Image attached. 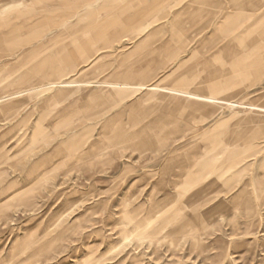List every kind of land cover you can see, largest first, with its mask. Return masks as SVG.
I'll return each mask as SVG.
<instances>
[{"label":"rangeland","instance_id":"rangeland-1","mask_svg":"<svg viewBox=\"0 0 264 264\" xmlns=\"http://www.w3.org/2000/svg\"><path fill=\"white\" fill-rule=\"evenodd\" d=\"M72 1L78 8L71 10L77 9L82 14L81 22L72 26L61 23L50 30L49 32L57 30L59 35L48 42V49L34 59L24 57V52L30 46L33 47L29 44L32 41V30L28 25L36 19H45L54 12L58 15H52L53 20H60L62 15L58 9L64 10L63 6L61 3L56 6L37 5L34 0L0 2V19H7V22L2 20L4 24H1L0 31H7V27L11 25L18 26L17 34L21 39L18 37L15 41H3L0 47L1 95L28 87L23 81L10 85L8 82L24 71L36 73L37 63L49 57L51 61L48 65L57 68L56 73L61 72V80L66 81H79L87 77H92L93 80L124 81L130 79V75L149 72L152 73L150 83L174 85L179 78L192 76L197 82L192 86L201 88L214 73L224 74L218 76L217 81L231 73H261L255 79L245 80L232 98L264 104V44L260 45L261 41L257 38H235L236 35L247 32L261 34L264 27L260 24L259 28H250L253 18L250 21L243 20L244 13L250 11L241 8L238 14L231 8L245 4V0H209V7L203 6L207 8V12L202 15L177 13L180 9L176 7L166 9L167 12L150 9L152 4L171 0ZM174 1L183 3L185 0ZM212 2L216 5H211ZM90 11H97L93 18ZM141 11V14L145 11L146 14L155 12L144 28L137 26L149 19L148 16L143 14L141 18L131 22L126 16H133ZM262 12L264 5L254 13L258 15ZM17 15L21 16L17 18ZM229 15H236V20L232 17L238 24L236 29H227L226 20ZM196 17L200 21L196 22ZM53 22H43V25L46 28L49 23L55 24ZM110 23L111 37H120L101 49L96 63H84L83 66V63L76 64L81 59L72 62L58 61L63 57V52L57 49L72 37L76 38L84 33L91 35L95 27ZM176 24L185 26V33L192 35L185 46L180 43ZM125 26H130L132 30L124 31ZM82 41L84 40L76 42ZM90 41L97 47L106 44L99 39ZM207 41H213L215 45L212 46ZM253 45L257 48L254 49ZM224 46L226 48L222 50ZM236 47L240 52L234 57L232 50ZM191 56L196 58L188 61ZM208 59L210 62L207 64ZM163 60L168 61L163 63ZM95 64L101 66L96 68L98 66ZM49 72L52 73V70ZM2 83H6V91L2 90ZM68 86L75 91L69 92L55 103L47 100L52 92L42 93L41 96L37 95L22 103L11 115H0V149L9 158L2 164L6 173L0 176V264H264V137L257 139L261 142V146L255 148L257 151L253 149L240 155L239 151L231 149L224 154L225 157L229 156L227 161L223 157L225 160L222 165L226 169L225 176L230 181L222 184L218 192L227 202L226 207L219 208L222 216L215 214L204 217V213L217 203V199L211 197L212 193L210 196L208 193L204 194L197 204L185 206L174 215L186 200L176 198L173 200L175 205L172 202L168 206L166 215L163 213L146 229L159 227L165 218L169 219L157 234L138 239L133 232L135 222L143 224L146 221L144 214L154 200L169 195L176 197L178 194L179 185L174 183L183 180L185 174L177 171L179 162L170 160L172 156L188 155L194 147L205 149V144H210L207 139L211 136L216 134L217 138H226L233 130L239 131L244 127L260 128L262 136L264 115L247 111L237 114L239 111L231 105L216 109L211 114L207 111L195 126L187 127L183 119L169 123L172 112L177 107L172 102H140L141 94L133 93L125 97L117 96L112 101L108 99V103L101 101L105 98V90L97 92L101 99L92 100L91 94L95 92L93 88L78 90L76 82L69 83ZM244 115L256 116L259 120L239 123ZM39 123L45 128L47 135L38 145L27 149L34 127ZM165 123L167 130H172L173 134L155 149L119 145L106 147L107 137L112 135L116 124L133 132L141 130L142 136L146 137L157 134L158 128ZM206 132L209 133L205 135ZM71 135L74 137L69 140ZM240 135L246 137L245 134ZM94 142L99 145H91L89 148V144ZM80 145L81 148L77 150L76 146ZM87 147V157L81 165H68L71 155L84 151ZM95 150L97 155L95 153L92 157ZM48 153L53 155V166L65 159L67 164L63 162L61 167L55 168L46 178H34L35 185L33 182L22 181L29 170V164ZM57 153L59 155L56 157ZM60 155L64 157L60 158ZM245 155L249 156L240 158ZM199 161L200 158L195 162ZM150 172L158 174L153 178L146 177L145 174ZM161 175L162 187L156 189L152 182L160 179ZM38 179L42 181H37ZM11 181H16L17 184L12 186ZM242 187L247 189V195L233 198ZM131 193L134 197L130 199ZM153 193L155 198L151 200L150 194ZM248 202H252V207ZM125 209L131 211L132 220H127L126 214L122 215ZM170 214L173 215L170 217ZM194 215L201 216V220L209 223L205 230H195L196 222L190 219ZM186 218L188 219L185 221ZM180 226L185 229L183 227L179 235L177 231ZM196 231L205 232L200 236V245L193 243Z\"/></svg>","mask_w":264,"mask_h":264},{"label":"bare ground","instance_id":"bare-ground-1","mask_svg":"<svg viewBox=\"0 0 264 264\" xmlns=\"http://www.w3.org/2000/svg\"><path fill=\"white\" fill-rule=\"evenodd\" d=\"M2 1L3 0H0V2H2ZM34 1L36 2L35 4H37V5L38 4L39 5L51 4V5L56 6L57 4L61 3V5L63 6L62 8L64 10H62L61 8L58 9L62 15V18L58 21L53 20V18L51 17L52 15L57 14V12L56 13L54 12V14H52L51 16L47 15L49 18L47 17L45 19H36V20L33 19L34 21H32L28 25V28L32 30V33H31L32 39L30 38V40H32V41L29 44H32L33 47L30 46V48L28 50H26V52H24L25 53L24 57H26V58L29 57V59H31V58L34 59L38 54L46 51L48 49L47 43L50 41H53L55 39V37L59 35L57 30L54 32H49L50 30L57 28L61 23H63V24L67 23L68 26L69 25L72 26L73 24H75L77 22H81V20L83 18L82 14L78 13L77 9H76V11L71 10L74 7L78 8L77 4L73 3L72 0L71 1L70 0H63V2H58L57 0H34ZM11 2H12V0H11ZM244 2H245V4L243 3V5L232 6L231 8L234 11H236L238 14H240L239 10L241 8H245V9H248V11H250V12H245L243 15V20H245V21H250L253 18V21L251 22L253 26L250 25V28L256 29V28H259L260 24L264 25V12L259 13L258 15H256L254 13V12H256L262 8V6L264 5V0H245ZM209 4H210L209 0H185L183 3H178L174 0H171V1H167L165 3L152 4L150 9L156 8L155 11H157V12L159 10L167 12L168 9L172 10L171 8L176 7V8L180 9V11H177V13L187 12L190 14L202 15V14L207 12V8H204L203 6L207 5L209 7ZM211 5L215 6L216 4H214L212 2ZM0 6H2V5H0ZM101 7H104V5ZM80 8H81V6H80ZM32 11L33 10H31V12ZM55 11H57V10H55ZM28 12H30V11H28ZM96 12L93 13L90 11L89 14L92 17V16H94V14ZM123 13L125 14V12H123ZM141 13H142V11L136 12V14L133 16H129L126 14L125 15L127 16V20H129L130 22L135 21L138 18H141L143 16V14L148 16L149 19H146L143 23H141V25L137 26V27L142 26V28H144V27H146L147 23L148 24L150 23L148 21L153 16L152 14L153 13L155 14V12H153L151 14H149V13L146 14L147 11H145L143 14H141ZM27 14H29V13H27ZM234 14H236V13H234ZM21 15H23V14H21ZM21 15H17L18 17L17 16L16 17L19 18V16H21ZM235 16L236 15H234V17ZM232 17H233V15H229L227 20H226L228 30L236 29L238 26L237 22L235 21L237 18L235 17V20H234V19H232ZM17 18H15V19H17ZM115 18H117L116 15H115ZM2 20L7 22L6 18L0 19V27L2 26L1 24L3 23ZM9 20H11V19H9ZM195 20H196V22L200 21V19H198L197 17L195 18ZM49 21L50 22L54 21L55 24L52 25V23H51V25H52L51 26L49 23V25H47V27L45 28V26L43 25L44 24L43 22H49ZM114 21H116V19H114ZM11 22H13V21H11ZM120 22H121V20L119 19V23ZM107 23H109V22H106V24ZM119 23H117V24L119 25ZM110 25H111V23L108 25L102 24L100 26L95 27L93 29L94 31H91V35H88V33H84V34L79 35L76 38L72 37L69 42L63 44L61 47H59V49H57V51L63 52V57L59 58L58 61L65 60L68 62H72L74 60L81 59L78 62L76 61V64L80 65L83 63V66H84V63H87V64L96 63L98 61V56H99V52L101 51V49L106 48L107 43H110L113 39H116V37H120V36H112L111 37L109 31L112 29V26H110ZM124 25H126V24H124ZM176 25H177V34L181 40L180 43H181V45L185 46L190 41L189 39L192 38V35L189 36L188 34L185 33L186 27L183 26L182 24H176ZM121 26H123V25H121ZM129 27L130 26H125L124 31L131 29V27L130 28ZM17 28H19V27L11 25V26L7 27V31H4V32L0 31V47H1L3 41H11V40L13 41L14 39L19 37V35L17 34ZM260 33L261 34L253 35L251 32H247V33L236 35L235 38L237 40L238 39L251 40V39L257 38L261 41L260 45L261 44L263 45L264 44V27H262V31ZM47 35H49V36H47ZM19 39H20V37H19ZM44 39H46V40H44ZM81 39H83L84 41L76 42L77 40H81ZM91 39L103 40L106 44L104 46L97 47L94 45V43L92 41H90ZM16 42H18V41H16ZM26 42L27 41L25 40L24 43L26 44ZM207 43H210L212 46L215 45V42H213V41L212 42L207 41ZM253 46H254V49L257 48L255 45H253ZM170 48H171V46H170ZM225 48H226V46H224L222 50H224ZM158 49H160V48H158ZM154 51L156 52V50H154ZM154 51H152V53ZM238 52H240V49L238 50L237 47L235 49H233L232 50L233 56L234 57L237 56ZM159 54H161V53H159ZM217 56H218V54H217ZM242 56H245V55H242ZM194 58H196V56H191L188 61H191ZM29 59L27 61H29ZM50 61H51V59L49 57H46V59L44 58L42 61H39L37 63L38 67L36 68V71H37L36 73H29V71H24L22 73H19V75H17L10 82H8V85H10L11 83L23 81L28 85V87L21 89V90H16V91H8L7 94H5V95L0 94V115H11L13 112L17 111L16 109L22 103H24V102L32 99L33 97H36L37 95H40L42 93L52 92V93H50V95H48L47 100L51 103L52 102L55 103L56 100H58L60 98H64L69 92L75 91L73 88L68 86V84L72 83V82L77 83L78 90L82 89V88H93V90H95V92H93L91 94L92 100L100 98L99 94L97 93L98 91L100 93V91L105 90L106 91L105 98L103 97L104 98V99L102 98L103 100L100 98L102 102L104 100L108 102V99H111V101H112V98H116L117 96L125 97V96H128V95L133 94V93H140L141 94L140 95V102H148V101H150L151 103H152V101H154L155 103L172 102L175 105H177V107L172 112L173 113L172 119H171L172 121L170 120L169 123L175 122V120H179V119L182 120L183 119V120H185L187 127L195 126L196 123H198L200 121V119H202L204 117V115L207 111H210V114H211L216 109H220V108L223 109L225 107H230L231 105L235 106V109L237 111H239L237 114L247 111V112H256L257 114L264 115V104H258L255 102L237 101V99L234 100L232 98L233 94L239 90V88H240L239 86L245 80L255 79V78L259 77L261 73H237V74L231 73L230 75L228 74L229 76L224 77L221 81H217L216 79L218 76H223L224 74L223 73H214L206 79L205 85L201 88L192 86V84L197 83V82H195V77H192V76L190 78L181 77L177 80V83L174 85H170V83L160 84L161 82L160 83H157V82L156 83H150L149 79H150L152 73H149V72H146V73L141 72V73H138L136 76L130 75L132 73L131 72L129 74L130 79L127 78V80L125 79L124 81H113V80H108V79L93 80L92 77H87V78L79 80V81H77V80L76 81H66V80H61V77H62V74L60 75L61 72L56 73L57 68H55L52 65H48V62H50ZM167 61L168 60H163L162 62L165 63ZM209 62H210V59H208L206 61L207 64ZM95 65H97V64H95ZM99 66H101V65L99 64ZM99 66L96 68H99ZM62 68H63V66H62ZM49 70H52V73L49 72ZM89 71H91V70H89ZM127 73L128 72H126V74H125L126 76H127ZM168 76H169V74H168ZM165 81H166V79H165ZM3 84L4 83H2V90L6 91L7 85H6V83L4 85ZM94 105H96V104H94ZM97 105H99V104H97ZM90 106H92V105L90 104ZM92 107L94 108V106H92ZM67 109H69V108H67ZM233 115H235V114H233ZM233 115H232V117H233ZM244 116L245 117H242L240 119L239 123H246V122H250L253 120H256V121L259 120V117H256V116L255 117H250V116L247 117L246 115H244ZM27 117H29V116H27ZM29 118H27V119H29ZM119 120H121V119H119ZM23 121H25V120L23 119ZM117 124L115 125V128L111 132L112 135L107 137L106 147L109 146L108 148L114 147L115 145H119V146H137L139 148L155 149L159 145H162L166 141L168 136L173 134L172 130H167L166 123L158 128L157 134L149 135L146 137L142 136V133L140 132L141 130H138L135 132L131 131L130 129L125 130L124 128H121L119 125L117 126ZM173 127H175V126H173ZM252 128L246 129L244 127V129L239 130V131L233 130L232 134H230L226 138H222V139L217 138V135L215 134V136H211L210 139L208 138L209 140L207 139V142H209L210 144L209 145L205 144L206 145V148L204 147L205 149H202L200 147H194L190 151V153H188V155L180 156L178 154L179 156H172L170 158V160H176L179 162V164L177 166V171L185 174V176L183 177V180H180L179 182L174 181L175 183L173 182L177 186L179 185V188L177 190L178 194L176 195V197L169 195V196H166V197L161 198L159 200H154L151 203L150 208H148L149 210H146L147 212H146V214H144V216L146 217L145 218L146 221L143 224H142V222L141 223L135 222L133 224V232L136 236H138V239H143L145 237H148L150 235H155L158 233L160 227H163V225L166 224L165 222H168L169 219L165 218L159 227L151 228L150 230H146V229H149L151 227L150 225L153 224V221L156 218L158 219V217L162 216L163 213H164V215H166L165 212H167V210L169 209L168 206L171 205L173 200L176 198H186V200H185V203L178 210L176 209L177 211L175 210L176 212H174V215H177V213L180 212V210L182 208H184L185 206H191V205H194L195 203L197 204V202L200 201L199 199H201L202 196H204V194L208 193V195L210 196V193H212L211 197L217 199V203L209 211H206L204 213V215H205L204 217L207 218V216H213L215 214H217V216H219V217L222 216V211H220L219 208L226 207L227 202H225V199L223 197H220L218 195V192H219V188L222 184L229 183V181H230V179H228V177L225 176L226 169L222 165L224 160L226 158H229V156L226 155L227 157H225L224 154L231 149L235 150V151H239L240 155L247 152V151H250V150L253 151V149H255V148L257 149L259 147V145L261 144V142L257 141V139H259L260 137L261 138L264 137V134L262 136H260V134L262 133L260 128L258 129L257 127H255L257 129L253 128V130H252ZM251 130L253 132H251L250 135H247L248 132ZM207 133H209V132H206V134L205 133H203V134L207 135ZM233 134H235V136ZM240 134H245L246 137H242ZM46 135H47V131L45 130V128L40 123L36 124V126L34 127V130H33V133L31 135V138L29 139V145L27 146V149H31L32 147L38 145V143L40 141L44 140V137ZM72 137H74V136L71 135V137H69L68 139L70 140V139H72ZM261 140H263V139H261ZM97 144H98V142H97ZM91 145L95 146L96 143L95 142L90 143L89 148H91L90 147ZM98 145H96V146H98ZM229 145H231V146H229ZM76 147H77V150H79L81 148V145L76 146ZM87 149H88V147L84 151L76 153L75 155H71V157L68 158L70 160L68 162V165H81L84 162L83 159L87 157V153H86ZM256 149H255V151H257ZM95 153H96V150L93 152L92 157L95 155ZM101 153H103V151ZM55 155L57 157V155H59V153H57ZM96 155H97V153H96ZM247 156H249V155H245V156H242L240 158L245 159V157H247ZM61 157H64V155H60V158ZM223 157H225L224 160H223ZM198 158H200L201 161H199V163L198 162L196 163L195 161ZM7 159H9L8 156H6L5 153H3V151H1V149H0V176L2 174L6 173L5 170L2 168V164L5 163ZM52 159H54L53 155L48 153L46 155L40 156L38 159L31 162L29 164V170H27V173L25 174V177L22 179V181L33 182L34 178H37L38 176H40L42 178H46V177H48L47 175H49V173H52V171L55 168H58V166L61 167V164H63V162H64V164L65 163L67 164V162H66L67 160L65 159L66 161L63 160L62 163H58V164H56V166H53L54 162ZM226 161H227V159H226ZM231 171H233V170L231 169ZM151 172L146 173L145 176L148 178H153L154 175L158 174V173L155 174V172L154 173H151ZM37 181H42V180L38 179ZM152 183L156 189L162 187V183H163L162 175H161L160 179H157V181L152 182ZM15 184H17L16 181H11V183H10V185H12V186ZM34 185H35V183H34ZM29 189H30V187H29ZM31 189H32V187H31ZM153 190L154 189H152V191ZM163 191H164V189H163ZM244 195L245 196L247 195V189L245 187H242L238 191V193H236V195L233 198H239L240 196H244ZM132 197H134V195L132 193L129 194V198L131 199ZM162 197H163V195H162ZM9 198L12 199L11 197H9ZM153 198H155L154 193L150 194V199L152 200ZM156 199H158V198H156ZM169 200H171V201H169ZM3 202H5V201H3ZM125 202H127V201H125ZM140 204H144V203H140ZM172 204L175 205L174 202ZM247 204H250V207H252V205H251L252 202H248ZM138 206H140V205H138ZM170 207H172V206H170ZM129 208H130V206H129ZM122 212H123L122 215L126 214L125 217L127 218V220L133 219V216L130 215L131 211H129V209L127 211L125 209V213H124V210ZM141 214H140V216H141ZM172 215L170 214L168 216L171 217ZM144 216H143V219H144ZM202 216H203V214H202ZM188 218H186L185 221ZM190 219H193L196 222L195 223V225H196L195 230H198V229L199 230L200 229L205 230L206 226L208 227V225H209V223H205L204 220H201V216L198 217V216L194 215L193 217H190ZM123 220H125V219L123 218ZM123 220H121L122 223H123ZM193 225H194V223H193ZM183 227L182 226L179 227V229L177 231L179 233V235L183 231V229H182ZM184 229H185V227H184ZM204 233H205L204 231H202L200 233L199 232L197 233V231L194 232V234H193V236L195 237L194 242H193L194 245H200L201 244L202 238L200 236ZM58 235H61V233H59ZM34 253H36V252H34ZM86 261H89V260H86ZM86 263L88 264V262H86Z\"/></svg>","mask_w":264,"mask_h":264}]
</instances>
